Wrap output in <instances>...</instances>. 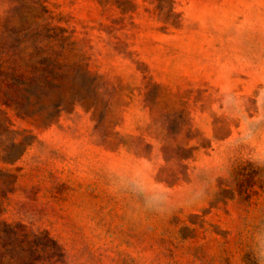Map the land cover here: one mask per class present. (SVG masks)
I'll list each match as a JSON object with an SVG mask.
<instances>
[{"label":"rangeland","instance_id":"obj_1","mask_svg":"<svg viewBox=\"0 0 264 264\" xmlns=\"http://www.w3.org/2000/svg\"><path fill=\"white\" fill-rule=\"evenodd\" d=\"M0 264H264V0H0Z\"/></svg>","mask_w":264,"mask_h":264}]
</instances>
